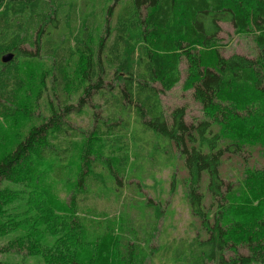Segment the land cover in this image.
<instances>
[{
  "label": "trees",
  "instance_id": "16d2710c",
  "mask_svg": "<svg viewBox=\"0 0 264 264\" xmlns=\"http://www.w3.org/2000/svg\"><path fill=\"white\" fill-rule=\"evenodd\" d=\"M77 9L76 0H0V115L8 118L17 106L19 58L20 63L46 59L52 67L38 94L47 98V113L22 134L14 132L13 146L0 144V257L11 258V264L31 257H37L33 264H100L103 254V264H147L158 218L149 198L134 209L140 200L132 193L141 194V187L127 168L130 146L141 151L145 137L155 136V149L158 141L164 143L165 161L174 150L181 159L185 176L179 182L205 233L198 231L190 244L169 242L174 262L264 264V214L246 227L233 217L237 199L245 200L244 185L264 182V133L251 143L259 145L261 168L244 167L235 181L225 180L221 170L226 157L250 150L236 136L225 142L227 118L249 115L264 98V0H82ZM223 20L235 34L251 38L254 56L222 55ZM6 54L12 57L4 61ZM75 55L76 66L68 70ZM183 57L184 85L213 111L216 132L209 120L187 122L183 106L166 115L160 105L159 91L179 81ZM86 112L88 130L71 121ZM170 183L173 189V178ZM59 185L62 196L48 198ZM253 189L264 201V183ZM119 202L125 206L111 214ZM57 205L66 211L55 216L63 224L57 233L71 231V239L101 229L111 239L109 249L101 252L106 240L101 236L100 244L87 247L93 251L81 255L87 241L68 239L62 248L71 252L57 259L54 243L63 234L36 231L45 221L32 226L39 211L47 217ZM131 205L134 211L127 212ZM22 219L29 220L28 234L36 231L39 241L25 244ZM129 234L136 241L130 242Z\"/></svg>",
  "mask_w": 264,
  "mask_h": 264
},
{
  "label": "rangeland",
  "instance_id": "374dc122",
  "mask_svg": "<svg viewBox=\"0 0 264 264\" xmlns=\"http://www.w3.org/2000/svg\"><path fill=\"white\" fill-rule=\"evenodd\" d=\"M252 2L253 0H244ZM77 11L80 12L82 0H76ZM115 10L120 12L122 5L115 6ZM86 9V6L83 8ZM220 26L222 30L218 33L220 43L223 45L222 55L229 57L231 54H240L252 57L257 53L255 45L251 38L246 34H235L234 28L230 21L223 20L220 21ZM72 44V43H71ZM236 52V53H234ZM19 58L18 63L20 64L19 73L17 75V85L16 89V104L17 106L14 109V112L10 113L8 118L0 115V144L6 145L2 149H5L14 139V132L17 135L18 132H25L27 128L30 127L32 123H37L39 119L37 116H41L42 113H47L46 101L47 98L43 94H39V91L43 88V83L48 84L50 80V72L52 70L51 64L46 59H29L26 62H21ZM76 55L74 60L70 62L68 70H72L76 66ZM178 71L180 73L179 81L169 90L163 92L159 91L160 105L163 108V111L168 115L173 108L177 106L185 107V120L189 123L198 122L200 120H209L212 124L213 130L216 132L219 130L218 124L214 121L213 116L208 108H204L194 97L193 89L186 88L184 85L185 78L188 73L186 60L182 59L178 66ZM43 82V83H42ZM15 82H13L14 84ZM158 88H161L157 84ZM38 95V96H37ZM243 120V121H242ZM71 121L74 125L79 124L84 130L89 129L90 120L88 118V112L82 116L72 115ZM14 123V125H13ZM138 125V124H137ZM135 126V123L133 124ZM227 129L223 132L225 136V142H231L232 136L240 139V142H244L250 148L249 152L244 150L240 156H228L224 159L222 164V174L225 176L227 181H235L239 177L240 172L244 167L255 166L261 168L262 157L258 156L257 149L259 145L253 143L264 133V98L262 99L261 105L258 108L252 110L249 115H245L242 118L229 116L226 120ZM238 127L239 129H236ZM133 129V127H131ZM10 132V133H9ZM221 132V131H219ZM147 139L146 147L141 151L138 149V145L135 143L130 146L129 155L130 160L128 164V175L135 173L139 178V184L141 187L140 193H132L134 197L140 200V205L135 207L131 205L128 207V211L138 210L140 207H143L144 200L149 198L153 200L152 205L155 209V217L158 218V225L153 239L149 243L152 251H149V256L147 259V264H182V261L179 263L174 262L172 251L167 249V245L171 242L175 245L181 240H186L187 244L192 242V239L195 237L196 233L200 231V236H205L204 231L200 228L199 220L191 214L189 205L185 199V192L183 186L180 184L179 178L185 176V170L181 167V159L178 158L176 151L170 153L169 160L165 161L166 155L164 154L165 147L161 145L164 144L162 141H158L159 148L155 149L156 140L158 139L155 136H146ZM224 142V143H225ZM242 142V143H243ZM14 142H12L13 146ZM1 149V150H2ZM140 151V152H139ZM139 152V153H138ZM140 154H144L140 156ZM151 157V158H150ZM174 173V176H173ZM174 179L175 185L173 189L171 188V179ZM260 185L256 183L252 184V188H248L247 185H244L245 200L237 199V204L233 208V217L236 222L240 223V227L252 226L257 218H261V215L264 214V201L263 195L254 194L257 191L253 189V186L262 187L263 181L260 180ZM62 186H58L54 189L59 190L55 194L47 195L48 198H60ZM126 191L129 192L128 189ZM261 193V192H260ZM36 193L33 194V198ZM46 197V196H45ZM26 200V198H24ZM32 200V197H30ZM252 205V206H249ZM125 206L119 202L115 207V210L111 209V214H118L119 209L117 207ZM136 206V205H135ZM24 209V206H20V211ZM141 209V208H140ZM32 213V211H29ZM41 213V218L38 222H32V226H39V222L44 224L39 226L36 231L43 229L44 233H53L56 235L59 228L63 227V224L60 220H57L55 216L65 214L66 211L63 209V206L57 205L56 208L52 209L49 215L46 217L45 212ZM101 218H97L96 222H101ZM106 220V219H105ZM22 224L26 227L23 229L22 236L25 244L39 241L36 238V231L32 236L28 234V227L26 225L29 220L22 219ZM51 221V222H50ZM64 223V220H63ZM65 225V223H64ZM132 225V223H131ZM129 225H125L126 229ZM42 227V228H41ZM249 228V227H247ZM145 229L142 228V231ZM65 230H60L57 234H63L58 239L61 241H56L54 243V252H56V258L64 260L63 255L69 254L71 252L67 248L64 250L62 246H65L67 243V238L69 233H64ZM234 237L237 239L240 238V234H236V231H232ZM128 234V232H127ZM96 235L100 236L97 238ZM132 235V234H131ZM129 236L130 242L136 241ZM141 235V234H139ZM102 237H105L104 243H101V252L109 249L111 246V239L107 237L105 233L96 234H87L85 237H76L75 235L70 239L76 242L78 241H87V243L81 244V255L87 254L93 243H99L103 240ZM55 238V237H54ZM67 238V239H66ZM57 245V246H56ZM141 248H147V242L139 241ZM72 250V249H71ZM92 250V249H90ZM93 251V250H92ZM25 252V251H22ZM86 256V255H85ZM100 264H103V254L100 256ZM37 257L29 258V262L25 264H33L36 261ZM11 258L4 261L0 257L2 263L11 264ZM105 259V258H104ZM41 261L40 259H38ZM39 264H43L40 262Z\"/></svg>",
  "mask_w": 264,
  "mask_h": 264
},
{
  "label": "water",
  "instance_id": "95a60500",
  "mask_svg": "<svg viewBox=\"0 0 264 264\" xmlns=\"http://www.w3.org/2000/svg\"><path fill=\"white\" fill-rule=\"evenodd\" d=\"M11 57H12V54H6V55H4V56L2 57V59H3L4 61H7V60H9Z\"/></svg>",
  "mask_w": 264,
  "mask_h": 264
}]
</instances>
